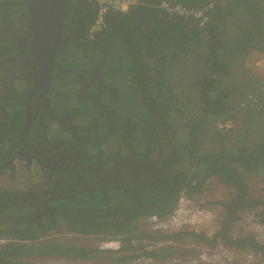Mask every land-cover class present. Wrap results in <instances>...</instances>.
<instances>
[{
    "label": "trees",
    "instance_id": "1",
    "mask_svg": "<svg viewBox=\"0 0 264 264\" xmlns=\"http://www.w3.org/2000/svg\"><path fill=\"white\" fill-rule=\"evenodd\" d=\"M143 1L151 6L109 13L103 31L89 38L97 7L81 0L84 7L78 15L85 23V47L103 59V80L84 96L77 93L78 112L90 116L89 129L83 131L89 147L112 143L136 151L134 140L143 138L144 146H151L153 155L172 171L168 183L108 188L103 191L106 195L88 191L57 200L53 204L57 211L38 219L34 206L17 197L19 192L0 191V238L8 240L0 246V264H136L140 257L155 264H176L171 260L199 255L201 249L188 246L189 237L212 251L220 246L248 247L264 260V243L232 236L242 211L259 210L264 223V197L251 188L253 178L264 179V95L252 94L244 69L247 56L264 47V0ZM162 1L188 9L211 4L213 8L208 22L201 25L192 17H172L153 7ZM245 5L251 8L248 13L243 11ZM250 94L254 106L245 105ZM120 101L144 117L122 116ZM87 104L94 110L84 114ZM249 115L257 122L245 118ZM211 181L230 192L224 200L226 216L210 239L204 232L139 231L141 219L167 216L181 192L197 196ZM68 232L128 238L124 254L105 257L97 248L72 242ZM133 239L140 241L137 248ZM160 239L176 246L159 253L144 250V240Z\"/></svg>",
    "mask_w": 264,
    "mask_h": 264
},
{
    "label": "flooded vegetation",
    "instance_id": "2",
    "mask_svg": "<svg viewBox=\"0 0 264 264\" xmlns=\"http://www.w3.org/2000/svg\"><path fill=\"white\" fill-rule=\"evenodd\" d=\"M40 1L59 12L58 32L52 29L55 16L46 11L53 7ZM83 7L81 0H0V170L23 171L27 185L21 182L17 197L34 206L36 219L56 212L57 200L108 188L163 185L172 174L151 146L133 144L136 151L112 143L89 147L83 131L90 116L78 112L77 93L84 96L100 84L103 59L85 47V23L78 15ZM18 160L37 166L33 179L39 180L29 183L26 164L14 169ZM217 231L203 232L210 239Z\"/></svg>",
    "mask_w": 264,
    "mask_h": 264
},
{
    "label": "built area",
    "instance_id": "3",
    "mask_svg": "<svg viewBox=\"0 0 264 264\" xmlns=\"http://www.w3.org/2000/svg\"><path fill=\"white\" fill-rule=\"evenodd\" d=\"M88 2L94 3L97 7L95 18L89 28V38H93L96 34L103 31L106 27V18L109 13L125 14L131 9L136 7H146L151 6L144 2L143 0H87ZM156 9L166 12L172 17H192L199 21L201 25H205L208 22V13L212 10L213 6L208 5L201 9H188L181 5L171 4L166 1H162L154 5ZM264 60V54H259L257 52H251L245 60V64L250 63L251 67L256 68L254 65H258ZM254 62V63H253ZM246 66V65H245ZM255 73H257L255 71ZM264 80V74L259 75ZM258 94L260 97L264 95V81L261 84ZM253 91L252 94H254ZM252 94L246 98V106H254L255 99ZM209 184V183H208ZM208 186V185H207ZM206 186V188H207ZM264 187V179L262 182ZM219 187V186H218ZM201 195V194H199ZM197 196L189 197L184 191L180 193L178 202L173 209V211L165 217H160L156 215L148 216L139 221V231L150 235L157 233H178L181 231L187 232H205L210 235V233L217 231L224 220L223 207L218 203L216 205H208L206 202L198 201ZM199 205H203V208H199ZM248 218L245 214L241 215L236 227L239 228L241 234L234 235L237 238L248 237L255 226H258L252 233V238L255 241L264 243V224L261 220V216L258 215L259 212L255 210H249ZM257 234L255 237L254 235ZM125 237L121 236H101L94 237L95 246L100 251V254L109 256H121L124 254L122 248L126 245L124 242ZM8 242L5 238H0V246L6 245ZM144 250H160L170 246H176L175 243L168 241L167 239H160L158 241L144 240ZM188 246L192 248H197L200 250L199 255H196L190 259L176 258L172 259L171 262L176 264H210L217 263V261H222L223 263L228 262L229 264H264L262 254H257L254 251L244 250V249H232L227 250L223 247H219L218 250L212 251L205 248V244L196 243L191 237L187 239ZM140 244L138 239L132 240V245L137 248ZM203 248V249H202ZM196 250V251H197ZM122 251V253H121ZM141 253L142 251H138ZM133 263L140 264H155L153 260L140 257L136 259ZM62 264V263H60Z\"/></svg>",
    "mask_w": 264,
    "mask_h": 264
},
{
    "label": "rangeland",
    "instance_id": "4",
    "mask_svg": "<svg viewBox=\"0 0 264 264\" xmlns=\"http://www.w3.org/2000/svg\"><path fill=\"white\" fill-rule=\"evenodd\" d=\"M258 9H261L259 7V5H258ZM249 10H251V8L248 5H245L243 7V11L244 12L248 13L247 11H249ZM261 19L264 20V14L262 15ZM263 38H264V35H263ZM234 48H236V47L231 46L230 49L233 50ZM254 52H257L259 54H264V47H259L258 50L257 51H253V53ZM245 54H242L239 57H242ZM245 65H244V69L247 71V75L250 78L247 81L246 86L250 90L256 91V90H258L260 88L261 84L264 81L261 77H259V75L264 74V60L261 61L257 65L256 68L251 67L250 63H249V65H248V63H246ZM255 71L257 73H255ZM114 86H115V84H114ZM177 89H178L179 92H181V89L179 87H177ZM68 92L74 93V94L77 93L74 90H69ZM117 106L120 109V113H121L122 116L132 115V117L140 118V119L142 117H144L142 115L143 113H140L138 110H136V107L129 106L126 101H120ZM93 110H94L93 109V105L92 104H87L82 109V112L84 114H86V113L91 112ZM86 117L88 118L89 115H86ZM245 118L251 119L252 122H257V120H258V119H255L253 115H249V116H247ZM68 135L69 134H67L66 136H68ZM138 135H141V133H138ZM139 137H141V136H139ZM133 144H137L138 146H144L146 144V141L142 138L141 141H136ZM110 145H112V144H110ZM15 164H16V166L18 168L17 162H15ZM22 172L23 171L20 169L18 171V173H17V177H14V176L11 175V172L10 171H4L2 173V175L0 176V190H8V191L19 192L23 188L22 185H21V182H23L24 184L27 185L26 178L22 174ZM21 176L23 178H21ZM29 177L30 176L27 175V180L29 181V183L30 182H34V180H36V179H31V177L30 178ZM262 182H263V177H255V178H253L252 184H251L252 185L251 188H253L260 195L264 194ZM226 190L223 187H218L216 184H214L211 181V182H209L207 188L203 191V193L201 195H199L198 201H200V202H206L208 204H211L212 203L211 205H215V204L218 203L219 200H223V199H225L229 195L230 190L229 189H226ZM199 208H203V207H200V205H199ZM248 212L249 211H246V212H244L242 214H245L246 216L248 215L247 217L250 218V219H252L251 218V215H249ZM257 228H258V226H255V228L253 230H251L252 232L248 234V237H251L252 238V233ZM232 234L233 235H239V234H241V231L239 230L238 227H236V228H234L232 230ZM254 236L256 237L257 234H255ZM79 242L80 243L85 242L86 243V246H89V247H94L95 246V240L92 239V238H83V239H80ZM258 243H261V242H258ZM261 244H263V243H261ZM100 255H103V254H100ZM108 255H104V256L105 257H108ZM101 260H105V259H101ZM46 263L47 264H56L53 261H48ZM61 263L64 264L63 262H61ZM108 264H111V262H109ZM138 264H140V263H138Z\"/></svg>",
    "mask_w": 264,
    "mask_h": 264
},
{
    "label": "clouds",
    "instance_id": "5",
    "mask_svg": "<svg viewBox=\"0 0 264 264\" xmlns=\"http://www.w3.org/2000/svg\"><path fill=\"white\" fill-rule=\"evenodd\" d=\"M15 162H17L18 168H19L21 165L26 164L27 167H28V175H29L32 179H33L34 175H37V174H38V171H37V168H38V167H37V166H34V165L29 166L24 160H18V161H15ZM15 162H14V164H13L14 169L17 168ZM18 162H19V163H18ZM5 171H10L12 176L17 177V173H18V172H17L16 170H12L11 168H9V169H7V170H5ZM2 173H3V172H2ZM2 173L0 174V176L2 175ZM38 180H39L38 177H36V180H34V182H36V181H38ZM34 182H33V183H34ZM0 191H3V190H0ZM263 191H264V187H263ZM262 196L264 197V194H262ZM226 198H227V197H226ZM226 198L223 199V200H219V201H218V204H219L221 207H223L224 216H226L225 208H224V200H226ZM208 205H210V204H208ZM215 205L217 206V204H215ZM246 211H249V210L242 211V212L239 214V220L241 219V215H242V213H244V212H246ZM255 211L259 212V210H255ZM239 220H238V222H239ZM238 222L236 223V225L234 226V228H236ZM263 224H264V223H263ZM234 228H233V229H234ZM72 233H73V232H72ZM73 234H74V236H76V237L72 239V242H77V243H80V242H79L80 239H83V238H91V237H92V239H93V238L95 237V236H83V235H77L76 233H73ZM232 236H234V235L232 234ZM97 237H98V236H97ZM234 237H235V236H234ZM256 242H257V241H256ZM175 244H176V243H175Z\"/></svg>",
    "mask_w": 264,
    "mask_h": 264
},
{
    "label": "water",
    "instance_id": "6",
    "mask_svg": "<svg viewBox=\"0 0 264 264\" xmlns=\"http://www.w3.org/2000/svg\"><path fill=\"white\" fill-rule=\"evenodd\" d=\"M40 5L42 6H50V7H53L52 3L49 2V1H40L39 2ZM46 11L48 12H51L54 16H55V19H54V24L52 26V29L54 30V32H58L59 29H60V21L61 19L58 20V15H59V12H57L54 7L53 8H50V9H46ZM168 183V180H164L163 182H161V184H167Z\"/></svg>",
    "mask_w": 264,
    "mask_h": 264
},
{
    "label": "crops",
    "instance_id": "7",
    "mask_svg": "<svg viewBox=\"0 0 264 264\" xmlns=\"http://www.w3.org/2000/svg\"><path fill=\"white\" fill-rule=\"evenodd\" d=\"M254 66H255V67H257V65H256V64H255Z\"/></svg>",
    "mask_w": 264,
    "mask_h": 264
},
{
    "label": "bare ground",
    "instance_id": "8",
    "mask_svg": "<svg viewBox=\"0 0 264 264\" xmlns=\"http://www.w3.org/2000/svg\"><path fill=\"white\" fill-rule=\"evenodd\" d=\"M202 209V208H201Z\"/></svg>",
    "mask_w": 264,
    "mask_h": 264
}]
</instances>
